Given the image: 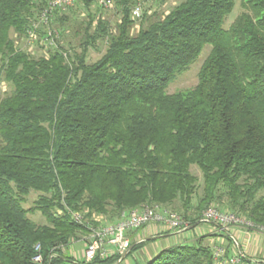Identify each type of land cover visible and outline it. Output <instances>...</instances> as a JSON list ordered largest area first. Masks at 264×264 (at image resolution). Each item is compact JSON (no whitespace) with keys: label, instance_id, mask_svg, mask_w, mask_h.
<instances>
[{"label":"trees","instance_id":"16d2710c","mask_svg":"<svg viewBox=\"0 0 264 264\" xmlns=\"http://www.w3.org/2000/svg\"><path fill=\"white\" fill-rule=\"evenodd\" d=\"M49 1L0 0V264H123L144 242L91 261L68 247L144 205L178 213L187 222L178 233L209 206L264 227V0H241L227 28L234 0H177L162 14L142 10L144 0H112L114 24L91 0L44 23ZM30 32L32 47L20 46ZM205 45L196 85L167 93ZM209 236L131 264H214V245L235 254Z\"/></svg>","mask_w":264,"mask_h":264},{"label":"built area","instance_id":"2783aa9c","mask_svg":"<svg viewBox=\"0 0 264 264\" xmlns=\"http://www.w3.org/2000/svg\"><path fill=\"white\" fill-rule=\"evenodd\" d=\"M78 0H50L48 4L41 10L40 19L47 23L48 17L54 9L65 10L74 5ZM95 5L102 7H110L112 0H91ZM133 15L139 16L140 8L136 6ZM50 35V33H49ZM30 37L35 39V34L30 32ZM30 39L29 42L33 41ZM76 222H81V216L78 213L73 214ZM199 221L215 222L227 228L229 226H238L246 230L264 232V227L254 226L247 219L240 217L232 212L218 209L214 206L205 208L200 216ZM155 223L162 230L182 231L186 228L187 222L182 217L168 209H162L157 205H144L137 209L122 211L118 220L109 222L97 227H89V232L84 239V248L82 257L86 261H91L96 255L104 257L110 253L122 254L130 246L128 232L138 229L146 224ZM38 246H36L37 248ZM225 249L221 246H213V255L215 263L227 264H264L262 260L245 259L242 253H235L230 257L224 256ZM34 259L38 260L39 256Z\"/></svg>","mask_w":264,"mask_h":264},{"label":"rangeland","instance_id":"374dc122","mask_svg":"<svg viewBox=\"0 0 264 264\" xmlns=\"http://www.w3.org/2000/svg\"><path fill=\"white\" fill-rule=\"evenodd\" d=\"M176 1L177 0H161V1L160 0H144L142 2L141 7H142V10L148 9V13H151L152 11L155 10L157 14H160V13L162 14L163 12H166ZM242 10L243 9L241 6V0H234L233 10H232L231 14L228 15V17L226 18L225 23H224V27L227 28L229 26V24L233 21L235 16H237ZM102 14L106 19L109 20V22L111 24H114L116 22V20L118 19V15H117L113 6L106 7V9H104V11H102ZM82 15H84V14H82ZM74 19L76 21L79 20V18H74L73 16H70L69 22L71 21V23H69L68 24L69 27H67V33H68L67 41L70 42L72 45H75L78 42V37L75 36L74 32H73L76 29L73 27L74 24H73L72 20H74ZM53 27H55V24ZM27 39H33V37L28 36ZM17 42L19 43L20 46H23L24 43L26 46H29L31 43V42H27L28 43V45H27L25 40L24 39L21 40V38L19 40H17ZM29 47H32V46H29ZM33 49H35L37 52H39V51L41 52L40 46H37V45L35 47L33 46ZM209 49H210V46L205 45L204 48L202 49L198 59L192 65H190L186 70L177 74L176 78L166 88L167 93L171 94V93H178V92H186V91L191 90L196 85L197 80H198V72H199L201 63L203 62L204 58L206 57ZM103 50H104V43L99 44L97 49H90L88 51V54H87V60L89 62L96 60L103 53ZM192 171L195 174H197L198 176H200V173L198 172V170L195 167H192ZM35 199H36V194L30 193L26 197L25 201L23 202V206L25 208L32 207L34 204L33 201ZM28 217L31 218L36 223L43 222L41 214L37 210L30 211L28 213ZM210 227L211 226L209 225V222L201 221L194 227V229L183 231L182 236L185 238L186 237L189 238L192 235H198L200 233L207 234L208 229ZM221 227L225 228L223 226H221ZM224 240L225 241H222V242H220L219 240H215V241H217V243H220L223 246H227L228 244H231V242L234 243L233 240L232 241L231 240L227 241L226 239H224ZM254 243L255 242H253V244ZM82 249H83V240L75 241L68 247V252L74 254L76 258H80V256H81L80 253H81ZM135 257L140 259L139 250L133 251L132 255H129L127 257V259H128V261H131V263H135V260H134ZM214 264H227V263L221 262V263H214Z\"/></svg>","mask_w":264,"mask_h":264},{"label":"crops","instance_id":"0c3cea01","mask_svg":"<svg viewBox=\"0 0 264 264\" xmlns=\"http://www.w3.org/2000/svg\"><path fill=\"white\" fill-rule=\"evenodd\" d=\"M209 225L211 227L208 229L207 234H210V236L206 239L209 243L217 242L215 240L222 242L225 241L224 239L228 241L227 237H229L234 241L231 246L232 253H242L249 259L264 261V232L246 230L238 226H229L226 228L227 233H225L227 237H224L221 235V233L224 234V230L217 227L214 223L209 222ZM127 235L130 240V247L138 242H144L142 247L139 248L140 262L149 259L161 248L183 238L182 233L176 231H171L168 234L163 233L162 229L155 223H149L138 229L130 230ZM253 242L255 243L253 244ZM82 254L83 249L80 255L82 256ZM124 262V264H131V261H128L127 258Z\"/></svg>","mask_w":264,"mask_h":264},{"label":"water","instance_id":"95a60500","mask_svg":"<svg viewBox=\"0 0 264 264\" xmlns=\"http://www.w3.org/2000/svg\"><path fill=\"white\" fill-rule=\"evenodd\" d=\"M215 225H217V224H215ZM193 226H195V225H192L191 227H193ZM190 227V228H191ZM220 229H222L223 230V228L222 227H220ZM130 246L127 248V250L126 251H124L122 254H121V258H123L126 254H127V252L130 250Z\"/></svg>","mask_w":264,"mask_h":264}]
</instances>
